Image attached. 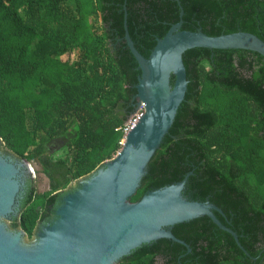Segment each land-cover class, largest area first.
<instances>
[{
    "label": "trees",
    "instance_id": "1",
    "mask_svg": "<svg viewBox=\"0 0 264 264\" xmlns=\"http://www.w3.org/2000/svg\"><path fill=\"white\" fill-rule=\"evenodd\" d=\"M126 16L146 57L181 19L187 30L264 39V0H0V145L50 183L39 193L29 178L22 193L12 225L29 238L62 190L123 147L141 75ZM184 61L186 98L132 200L189 176L184 194L222 208L248 253L202 216L172 228L191 250L162 238L118 264H264V56L197 47Z\"/></svg>",
    "mask_w": 264,
    "mask_h": 264
},
{
    "label": "water",
    "instance_id": "2",
    "mask_svg": "<svg viewBox=\"0 0 264 264\" xmlns=\"http://www.w3.org/2000/svg\"><path fill=\"white\" fill-rule=\"evenodd\" d=\"M183 24L181 19L172 25L146 57L137 48L125 17V39L141 69L134 100L137 110L143 106L144 111L113 158L76 180L79 183L71 190H62L53 217L39 223L37 237L27 243L26 231L14 228L12 220L19 215L27 181L36 172L28 159L0 145V264H118L134 249L162 238L191 250L172 228L202 216L232 234L248 253L238 233L216 214H224L222 208L210 199L194 200L184 194L189 176L132 200L186 98L185 52L197 47L246 49L264 56V39L252 32L210 35L202 29H183Z\"/></svg>",
    "mask_w": 264,
    "mask_h": 264
},
{
    "label": "rangeland",
    "instance_id": "3",
    "mask_svg": "<svg viewBox=\"0 0 264 264\" xmlns=\"http://www.w3.org/2000/svg\"><path fill=\"white\" fill-rule=\"evenodd\" d=\"M66 57V56H65ZM139 112L142 111V109H138ZM137 111V112H138ZM125 139V138H124ZM124 139L122 142H124ZM59 154H62V152H59ZM32 163V166L36 172L35 176H34V180H35V183H36V187H37V191L39 193H44V192H47L50 190V183H49V179L48 177L42 173V172H39L40 171V166L38 164H36L35 162H31ZM77 183H79V181H74L72 182L68 188L64 189L65 191L67 190H71V188L76 185ZM20 214V213H19ZM19 216V215H18ZM20 229V228H19ZM37 229V228H36ZM35 229L34 231V235L32 238H29L27 234L24 235V241L27 243L29 241H32L34 240L37 236H36V232L37 230Z\"/></svg>",
    "mask_w": 264,
    "mask_h": 264
},
{
    "label": "built area",
    "instance_id": "4",
    "mask_svg": "<svg viewBox=\"0 0 264 264\" xmlns=\"http://www.w3.org/2000/svg\"><path fill=\"white\" fill-rule=\"evenodd\" d=\"M141 109H142V111H141V112L138 111V112L135 114V116L132 117V118L128 121V123L126 124V126L123 128V131H124V135H125V136L129 133V131L132 129V127L135 125V123L138 121L139 117H140L141 114L143 113V111H144L143 106H141ZM125 136H124V138H125Z\"/></svg>",
    "mask_w": 264,
    "mask_h": 264
},
{
    "label": "flooded vegetation",
    "instance_id": "5",
    "mask_svg": "<svg viewBox=\"0 0 264 264\" xmlns=\"http://www.w3.org/2000/svg\"><path fill=\"white\" fill-rule=\"evenodd\" d=\"M19 209H20V202H19ZM19 209H18V210H19ZM52 217H53V216H52ZM52 217H51V218H52ZM49 220H50V219H49ZM49 220H48V221H49ZM48 221H47V222H48Z\"/></svg>",
    "mask_w": 264,
    "mask_h": 264
}]
</instances>
